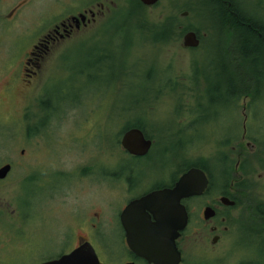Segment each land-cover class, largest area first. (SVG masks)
<instances>
[{"label":"rangeland","instance_id":"1","mask_svg":"<svg viewBox=\"0 0 264 264\" xmlns=\"http://www.w3.org/2000/svg\"><path fill=\"white\" fill-rule=\"evenodd\" d=\"M85 1L78 0L66 11ZM236 1L254 20L264 22V0ZM103 2L109 12L82 31L79 40L48 52L37 80L28 88L23 61L30 45L37 32L65 12V6L59 0H0V163L14 161L11 176L18 178L16 203L25 216L19 226H13L16 234H8L3 254L9 264H35L61 250L66 210L61 204L64 189H59L69 179L61 173L69 171L73 179L79 175V167L94 170L97 164L109 161L111 151L114 160L121 156L115 169L124 170L131 163L106 141L113 134L117 138L120 124L145 116L153 126H177L178 117L193 110L206 112L211 118L207 124L210 134L195 141L191 158L197 163L205 159L209 165L218 164L223 152H229V146L218 147V142L237 136L229 142L234 145L243 126L248 141H253L260 128L264 134V78L252 104L249 97H240L233 109L226 101L228 77L239 83L241 77L246 78L254 88V63L238 61V75L228 56H220L224 51L216 49L215 40L209 38L213 32L207 27L208 3L160 0L129 15L132 0ZM185 11L188 14L182 16ZM171 16L177 17L175 24L181 29L192 25L200 34L206 33L198 48L183 47L181 32L163 43L152 41L148 27ZM208 38L211 40L206 41ZM233 48L227 49L229 54ZM28 106L31 114L38 115L39 107L44 110L40 123H45L35 135H27ZM21 149H25L23 158ZM250 171L244 206L229 214L233 224L225 239L222 264H257V259L264 257V246L254 236L252 222L254 157ZM213 182L218 183L216 177ZM261 197L264 201V192Z\"/></svg>","mask_w":264,"mask_h":264},{"label":"flooded vegetation","instance_id":"2","mask_svg":"<svg viewBox=\"0 0 264 264\" xmlns=\"http://www.w3.org/2000/svg\"><path fill=\"white\" fill-rule=\"evenodd\" d=\"M77 2L78 0H59V4L65 6V12L57 14L52 23L37 32L27 52L28 56L23 61V75L28 88L37 80L41 64L45 61L48 52L54 48L59 49L60 46L64 49L79 40L84 35H79L82 31L90 29L89 26L94 24L99 16L109 12V7L104 6L103 0H86L76 9L66 11L68 7L73 8ZM220 2L228 13H232L231 0H220ZM110 4L114 3L110 2ZM256 21L260 23L258 19ZM178 30L183 35L188 31L180 27ZM197 35L199 37V34ZM199 39L201 44V38ZM25 85L22 90L25 89ZM29 108L26 107L28 110L25 113L27 135H35L45 123V120L43 124L40 123L44 119V110L39 107L37 115L28 113ZM145 109L147 108L140 110ZM187 115L176 118L177 126L176 124L153 126L150 118L145 116L137 121L120 124L116 130L117 138L115 139L113 134L106 141L112 142L113 147L131 161L124 170L115 169V163L121 159V156L118 155V159L114 160L111 151L109 161L97 164L94 170L79 167V175L73 179L69 171L61 173L63 178H69L68 184L59 189L61 191L64 189L60 194L61 204L66 210L62 220L64 227L60 234L62 248L55 256L44 258L35 264L56 259L86 242L94 249L99 264H172L176 250L180 254L177 264H222V258L226 253L225 239L233 224L229 214L233 209L244 206L242 199L248 192L246 183L251 173L253 157L254 221L252 222L254 232L257 234L254 236L264 246V239L261 238L264 236V201L261 197L264 184H260L264 177V134L258 129L253 141H248L241 134L234 145H228L229 152L224 151L222 154L221 151L222 156L216 158L220 157L218 164L209 165L210 163L204 159L195 165L191 158L198 135L195 121H201L202 117L196 116L194 112H189ZM130 129L140 130L143 137L151 141L150 148L144 155L131 154L122 147L121 139ZM206 130L209 131L208 128ZM204 134L206 135V131ZM244 141L248 142L245 150L252 155L242 166ZM221 143L218 142V147H227L226 142ZM19 154L21 158L25 157V149H21ZM13 162V160H4L0 163V168L10 165L9 172L0 178V264H9L8 258L3 254V249L8 244V234L15 235L16 230L13 226H19L25 219L16 203L18 178L11 176ZM232 162H234L233 167L230 166ZM104 164L106 167L103 166ZM192 167L204 172L207 185L200 189L199 193L180 200L186 211L187 222L174 242L170 241V236L163 234L159 226L163 218L168 220L171 216H175L170 206L173 205L171 204L173 197L168 194L163 199L167 206L164 215L159 210V198L151 196L146 207L131 209L123 223L122 213L130 204L152 193L171 190L180 176ZM228 172L233 178L229 184L225 180ZM213 177L220 178L216 185ZM83 181H86V184ZM225 198L234 203L227 204ZM130 241L139 243L138 250L142 254L131 247ZM145 242L148 243L147 246L144 245ZM257 264H264V257H259Z\"/></svg>","mask_w":264,"mask_h":264},{"label":"trees","instance_id":"3","mask_svg":"<svg viewBox=\"0 0 264 264\" xmlns=\"http://www.w3.org/2000/svg\"><path fill=\"white\" fill-rule=\"evenodd\" d=\"M201 1H205L211 7V9L209 10V15L211 18L209 17L210 23L207 27L208 29L210 28L213 33L209 34V38L215 40L214 47L216 49L220 48V52L224 51V53H220V56H228L229 60L235 64L237 73L239 67L236 63L238 61H242L245 65L247 63H250V60L254 63V88H251L252 84L243 77H241V83H239V81H236L237 79L235 77H228V79L226 80V101L231 103L232 108H235L240 97H249L250 105L253 103V100L259 97L260 85H262V80L264 78V22L260 21V23H257V18H255L254 20V17L251 14L246 13V10L242 9L236 0H231V11L233 14L228 13L226 7L221 4L220 0ZM143 8L144 6L138 0H132L131 8L128 13L129 15L138 14V12H140ZM175 21H177V17L171 16L165 18L161 22L154 24L153 27H148L147 30L148 33L151 34L152 41L163 43L173 35H180V31L178 30L180 26H176ZM184 29H195L197 32H199V30L192 25L185 26ZM209 38L206 39V41L211 40ZM203 39L204 38L202 37V40ZM225 39L228 42V45H226V47L224 46ZM230 47H234V52H231L229 54L227 49H230ZM238 75L240 74L238 73ZM220 90L222 91V89ZM193 112L196 116L202 117L200 118L201 121H195L198 133V135L196 136V141H198L200 138L206 137L204 134L205 131L206 135L210 134V132L206 129L208 122L211 123V119L209 121L207 120L209 118V115L206 112H197L194 110ZM235 137L237 136H227L226 139L228 142H226V145L228 146L230 140ZM243 148L244 151L242 155V166L244 165L246 159L249 160V157L252 155L249 153V151L245 150L244 145ZM233 163L234 162H232V164L230 165L231 167H233ZM195 164H197V162H195ZM229 180H233V178H231L230 176V172H228V175L226 177L227 184Z\"/></svg>","mask_w":264,"mask_h":264},{"label":"water","instance_id":"4","mask_svg":"<svg viewBox=\"0 0 264 264\" xmlns=\"http://www.w3.org/2000/svg\"><path fill=\"white\" fill-rule=\"evenodd\" d=\"M144 6H153L159 0H138ZM187 12H183L182 16H186ZM183 45L185 47H197L199 45V39L196 33L192 30L187 31L183 36ZM121 145L125 148L129 153L134 155H144L148 149L150 148L151 141L146 140L141 131L138 129H130L124 133L121 139ZM10 170V165L7 164L0 168V178H3ZM207 185V178L203 171L198 168L192 167L184 174L180 176L175 186L171 190H162L156 193H152L147 195L132 204H130L122 213L121 219L123 223H125V219L128 215V212L135 208L141 207L144 208L147 205L148 199L151 196H157L159 198V210L160 212L165 213L166 204L164 202V196L168 194L173 197V202L170 205L175 213V216H171L168 220L163 218L160 221L159 226L160 229L163 230V234L170 236V241L174 242L176 237L179 235V232L182 231L186 227L187 215L184 209V206L180 203V200L183 197H187L191 194L199 193L200 189H203ZM199 189V190H198ZM227 204H233V201H229L228 198H225ZM147 242L144 245L147 246ZM131 247L140 252L138 250L139 243L137 241H130ZM172 264H177L180 259V254L176 250L173 256ZM40 264H99L97 255L89 243H83L79 247L73 249L67 254H63L62 256L51 259Z\"/></svg>","mask_w":264,"mask_h":264},{"label":"bare ground","instance_id":"5","mask_svg":"<svg viewBox=\"0 0 264 264\" xmlns=\"http://www.w3.org/2000/svg\"><path fill=\"white\" fill-rule=\"evenodd\" d=\"M192 31H194L195 33H196V35L197 34H199V37L201 38V40H202V37L204 38L205 37V35L204 34H200L199 32H197L196 30H193L192 29ZM197 37H198V35H197ZM199 37H198V39H199ZM200 40V39H199ZM194 164H195V162H194ZM198 164V163H197ZM197 164H195V165H197ZM195 168H197V167H195ZM199 169V168H198ZM202 171V170H201ZM217 180L219 181L220 180V178H217Z\"/></svg>","mask_w":264,"mask_h":264}]
</instances>
